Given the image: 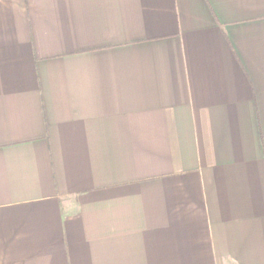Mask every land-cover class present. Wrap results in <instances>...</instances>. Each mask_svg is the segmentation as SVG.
<instances>
[{
	"label": "crops",
	"instance_id": "1",
	"mask_svg": "<svg viewBox=\"0 0 264 264\" xmlns=\"http://www.w3.org/2000/svg\"><path fill=\"white\" fill-rule=\"evenodd\" d=\"M0 264H264V0H0Z\"/></svg>",
	"mask_w": 264,
	"mask_h": 264
}]
</instances>
